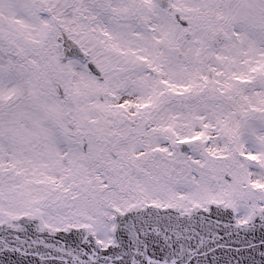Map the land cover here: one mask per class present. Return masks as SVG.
<instances>
[{
  "label": "snow or ice",
  "instance_id": "obj_1",
  "mask_svg": "<svg viewBox=\"0 0 264 264\" xmlns=\"http://www.w3.org/2000/svg\"><path fill=\"white\" fill-rule=\"evenodd\" d=\"M0 264H264V0H0Z\"/></svg>",
  "mask_w": 264,
  "mask_h": 264
}]
</instances>
